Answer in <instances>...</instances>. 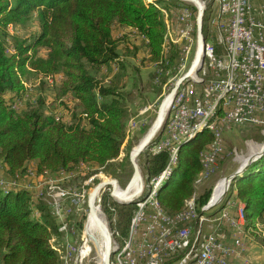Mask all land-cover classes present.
Here are the masks:
<instances>
[{"label": "trees", "instance_id": "obj_1", "mask_svg": "<svg viewBox=\"0 0 264 264\" xmlns=\"http://www.w3.org/2000/svg\"><path fill=\"white\" fill-rule=\"evenodd\" d=\"M166 3L177 7L186 5L175 0L154 3L0 0V168L3 170L0 177L22 178L29 167L37 173L51 174L61 170L74 172L79 164L85 163L106 167L119 157L126 137L129 93L120 92L115 81L103 85L89 72V67L104 71L106 67L124 69L119 61V41L114 36L117 25L135 31L143 39L148 61L166 69L168 59L163 53L166 24L162 12L155 6ZM189 8L196 14L194 6ZM33 13L37 17V33L26 39L13 36L12 53H8L6 27L25 22ZM205 15L206 12L204 35ZM40 49L44 50V56L39 55ZM134 72L133 81L139 83V71L134 69ZM31 76L41 79L59 76V94L69 95L75 103L67 121L47 114L41 96L35 107L22 111L11 108L26 93L24 82ZM124 76L120 73L116 78L120 80ZM64 107L70 109L66 104ZM82 119L87 120V128L81 125ZM211 141L210 133L202 132L181 145L178 163L158 193V200L168 213H177L192 196L193 182L201 170L199 155ZM167 160V152L152 157L149 174L159 173ZM175 179L179 182L171 189ZM235 183L239 184L235 200L243 205L245 230L255 229L259 223L264 225V155L251 163L230 187ZM32 194L25 189L6 193L0 190V264H61L48 244L50 236L57 233V220L49 206ZM210 196L211 191L199 197L198 206L207 204ZM113 204L109 206L115 219L111 222L112 230L124 236L132 206ZM33 208L39 219L31 216ZM224 232L230 234L227 229ZM260 244L264 247V239ZM246 258L243 254L241 261ZM248 264L253 263L248 261Z\"/></svg>", "mask_w": 264, "mask_h": 264}, {"label": "built area", "instance_id": "obj_2", "mask_svg": "<svg viewBox=\"0 0 264 264\" xmlns=\"http://www.w3.org/2000/svg\"><path fill=\"white\" fill-rule=\"evenodd\" d=\"M257 1L260 5L256 7L251 0H210L205 11L202 66L178 87L162 133L149 147L153 155L167 152V163L159 173L142 179L127 233L120 236L112 232L114 253L110 264H232V257L243 258L244 239L258 230L260 223L255 229L245 230L243 205L226 200L230 186L213 200L224 178L218 180L201 208L196 187L215 173L224 133L232 127L264 125V1ZM155 6L166 16V42L176 47V79L193 62L196 18L186 5L166 12ZM170 17H175L174 24L169 22ZM20 106L16 100L11 108L18 110ZM134 129L131 120L125 140ZM202 132L210 133L212 141L199 155L201 170L193 182L194 192L177 213L170 214L158 200V193L178 163L181 145ZM99 173L76 189L66 186L74 177L72 172L37 173L29 167L22 178L0 177V190L6 193L25 189L45 202L57 220V233L48 241L50 249L61 264H84L92 248L84 233L77 234L75 218L83 212L88 186L103 178ZM31 216L39 219L36 209H32ZM242 263L248 261L242 259Z\"/></svg>", "mask_w": 264, "mask_h": 264}, {"label": "rangeland", "instance_id": "obj_3", "mask_svg": "<svg viewBox=\"0 0 264 264\" xmlns=\"http://www.w3.org/2000/svg\"><path fill=\"white\" fill-rule=\"evenodd\" d=\"M147 3H154L156 0H144ZM206 9L210 7V0H202ZM188 7L192 4L184 2ZM160 9L164 10H175L177 6L166 4H156ZM163 14V12H162ZM197 15L193 12L194 19ZM164 21L166 20L165 14H163ZM169 22L171 24L175 23V17H170ZM166 23V22H165ZM6 31L9 37L6 39V47L8 53H12V37L18 36L20 38L26 39L31 37L33 34L38 31V22L36 14L33 13L28 20L22 23L15 25H9L6 27ZM114 36L119 41V61L124 65V69L121 70L119 66L108 68L104 71L103 68L96 69L89 67V72L96 78L97 81L103 85H110L111 81H115L117 86L120 88V92H127L128 99H126L127 106V117L125 119L126 130L130 121L132 120L136 125V129L131 131L129 138L125 140L120 147V155L117 159L111 161L106 167H98L90 163L79 164L75 168L76 171L72 172L74 177L70 180V186L73 188L79 189L85 181H87L91 176H99V172L103 178H97L92 184L87 188V194L90 193L92 188L99 182L110 181L115 179L117 181L118 187L123 191V188L128 183L129 179L132 176V166L129 161V156L131 152L136 148L140 141L145 137L148 131L153 126L156 114L159 108V105L165 95L169 93L172 89L175 82L181 75L174 79L175 73L173 72L174 68V46L166 42L164 38V47L163 53L168 59L166 61V69L163 67L158 68L159 65L150 63L147 58V50L143 44V39L139 37L135 31L132 29H123L114 26ZM168 49L166 50V47ZM45 52L43 49L39 50V55L44 56ZM171 58V59H170ZM115 66V65H114ZM161 66V65H160ZM134 69L139 71V83L133 81ZM124 73L123 79L116 78L118 74ZM151 76H154L151 78ZM59 76L57 77H48L41 79L40 77L31 76L30 79L25 80L24 84L26 87V93L23 95L20 101V107L18 111H22L29 107H35L37 104L38 97H42L45 101V111L47 114L55 115L57 117L63 118L64 121H67L71 117V113L74 110L75 103L69 95L61 96L58 91L59 87ZM137 83V85H135ZM64 104L68 105L70 109H66ZM68 113V116L66 114ZM81 125L83 127H88L86 119H82ZM264 125L262 126H249L244 125L240 127H232L223 135V151L220 157V160L217 164L215 173L212 174L202 185L196 187L199 197L203 196L207 192L212 193V190L218 180L223 179L232 173H234L240 165H242L247 158L255 155L261 148V145L264 144ZM256 152V153H255ZM151 151L146 149L140 156L137 157L136 163L141 172L143 181L146 176H152L149 174V168L151 166L150 160L154 157ZM179 180L175 179L171 189H173ZM220 181L217 189L215 190L213 199L215 200L217 195L221 194L222 190L225 189L223 185L225 183ZM68 185V184H67ZM68 185V187H69ZM239 184L235 183L230 187L229 193L226 195V200L234 201L235 194ZM71 188V187H70ZM111 188H104L99 194V202L96 204L99 206L100 211L103 213L106 220L107 226L112 234V220L114 216L111 214L113 212L112 206L113 203L122 205L116 202L114 198L111 197ZM87 197H85V204L83 205V212L75 218V228L77 234L84 233V236L87 239V242H90L92 248L88 257L84 260V264H98L99 261V252L96 251L97 247L93 242H91L86 230L88 221V208H87ZM199 205V203H198ZM110 206V207H109ZM132 212L134 210L133 204ZM108 207V208H107ZM119 210V208H118ZM232 211V209H231ZM117 214V209H116ZM215 217H219V214L216 213ZM84 231V232H83ZM250 239V242L253 244L261 245L260 240L264 239V225H259V229L251 231L247 235ZM79 243V241H77ZM86 251L89 250L87 244L84 246Z\"/></svg>", "mask_w": 264, "mask_h": 264}, {"label": "water", "instance_id": "obj_4", "mask_svg": "<svg viewBox=\"0 0 264 264\" xmlns=\"http://www.w3.org/2000/svg\"><path fill=\"white\" fill-rule=\"evenodd\" d=\"M165 1H170V0H165ZM175 1L192 4L197 11L196 52L193 58V62L190 68L188 69V71L175 82L169 93L165 95L164 98L162 99L153 126L129 156V161L132 166V176L122 191V194L126 195V199L121 202L115 199L116 196H119L115 192L116 190L115 186L117 184V181L115 179H111L109 182L101 181L97 183L88 194L87 197L88 218H91L93 220V223L99 233L100 239L102 240V252H101V256L98 253L99 254L98 264H110L111 256L114 253L112 247V234L110 233V230L107 226L103 213L100 211L99 206L96 204L100 192L104 188L110 186L111 188L110 195L112 198L116 200L117 203L128 205V204H134L136 202V198L142 191V176L139 167L136 163V159L146 149H148L150 145L161 135L165 124V119L168 113V107L173 101V98L175 96L178 87L181 85V83L188 80L191 77V75L197 73L200 70L203 63L204 42H205V35L203 33V20L205 14L204 2L202 0H175ZM263 155H264V149L255 157L249 158L244 164L240 165L239 168L234 173L225 177L223 179L224 180L223 182L225 183V188L227 186H230L231 183L234 182L236 178L242 176V174L247 169V167L251 163L260 159ZM137 182H138V188L130 193V190Z\"/></svg>", "mask_w": 264, "mask_h": 264}, {"label": "crops", "instance_id": "obj_5", "mask_svg": "<svg viewBox=\"0 0 264 264\" xmlns=\"http://www.w3.org/2000/svg\"><path fill=\"white\" fill-rule=\"evenodd\" d=\"M254 6L257 7V5H260L259 1L257 0H251ZM264 0H262L261 3H263ZM31 164L30 166H32ZM35 166V165H34ZM0 173L3 174V170L0 168ZM6 174V173H4ZM244 245H245V251L243 254L247 256V260L249 262H252L253 264H264V247L261 245L253 244V242H250L249 237L246 235L244 239ZM232 264H243L241 261V258H234L232 257L230 259Z\"/></svg>", "mask_w": 264, "mask_h": 264}, {"label": "bare ground", "instance_id": "obj_6", "mask_svg": "<svg viewBox=\"0 0 264 264\" xmlns=\"http://www.w3.org/2000/svg\"><path fill=\"white\" fill-rule=\"evenodd\" d=\"M264 149V144L261 145L260 150L253 156H250L249 158L255 157L257 154H259L262 150ZM247 158L244 162H242L243 164L249 159ZM105 182H109V181H105ZM223 183V182H222ZM225 187V185H223ZM138 188V182L135 183V185L132 187V189L130 190V193L135 191ZM115 192L117 195L115 199L117 201H124L126 199V195L122 194V190L118 187V185L116 184L115 186ZM224 190V189H223ZM222 190V192H223ZM221 192V193H222ZM221 194L217 195L216 199L218 198V196H220ZM214 197V196H213ZM214 200V199H213ZM91 242H93L95 244V246L97 247V250L101 256V252H102V240L100 239L99 233L93 223V220L90 218V220L88 221V225H87V230H86Z\"/></svg>", "mask_w": 264, "mask_h": 264}]
</instances>
